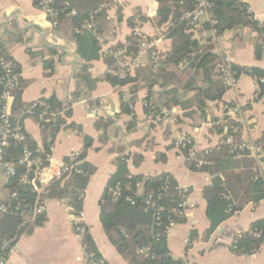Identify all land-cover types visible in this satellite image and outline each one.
<instances>
[{
    "label": "crops",
    "instance_id": "crops-1",
    "mask_svg": "<svg viewBox=\"0 0 264 264\" xmlns=\"http://www.w3.org/2000/svg\"><path fill=\"white\" fill-rule=\"evenodd\" d=\"M242 1L264 26V0ZM124 2L141 9L143 16L149 19L156 16L159 7L156 0H152V10L146 16L144 11L150 0H115L109 10L115 11L118 17V7ZM109 10L114 29L101 36L103 53L118 43L125 44L132 33L127 21L134 15L125 9L122 11L124 23H120ZM208 19V16L203 17L201 23ZM153 27L152 33L157 30ZM160 30L165 31L164 28ZM136 32L151 35L144 24L139 25ZM195 36L218 60L229 65L259 68L264 72V53L260 60L255 58V45L257 42L264 44V37L256 32L248 28L223 34L202 30L196 31ZM163 39L168 45L165 54L168 52L170 41L165 36L153 39L151 47L145 48V54L139 58L138 67L152 63V53L159 55ZM0 55L11 60L20 74L19 104H16V92L12 111L21 120L29 138L38 146L43 145L40 125L34 113H27V110L35 102L55 97L64 105L69 104L72 111L53 145L55 164L64 162L75 153L80 154L87 136L93 143L86 160L96 168L84 194L81 216L77 217L66 201H47L44 224L19 239L10 255L13 262L88 264L83 237L76 230L78 223L92 236L107 264H130L111 244L100 222L101 199L110 178L117 171L118 159L126 157L132 175L147 178L169 174L178 186L189 192L186 223L177 225L168 235V248L174 259L185 264H264V244L252 255H238L234 248L238 238L250 231L254 222L264 219V200L257 205H246L207 237L210 222L202 193L211 184L212 177L204 172L191 171L176 145L186 136L193 140L197 152L215 149L231 126L239 131L240 142L260 141L264 137V96L257 97L258 85L252 77H239L236 88L227 90L222 101L208 102L204 114L197 110L188 113L191 110L180 107L172 111L164 109L159 116L146 114V88H139L136 93L131 105L133 116L122 114L121 99L130 101L131 86L114 88L99 81L92 91H88V86L79 78L87 63L77 53L76 43L52 28L35 0H0ZM88 65L93 78L100 79L108 71L103 59ZM136 68L131 70V75L135 74ZM154 90L160 91L159 87ZM157 99L155 95L152 101L155 103ZM64 112L56 111L55 118L64 117ZM107 120L113 122L107 130L97 128L98 123L104 126ZM137 193H143L142 185ZM34 221L26 220L30 224Z\"/></svg>",
    "mask_w": 264,
    "mask_h": 264
},
{
    "label": "trees",
    "instance_id": "trees-1",
    "mask_svg": "<svg viewBox=\"0 0 264 264\" xmlns=\"http://www.w3.org/2000/svg\"><path fill=\"white\" fill-rule=\"evenodd\" d=\"M210 1L212 8L209 10V19L201 23L196 30L195 25L186 18V14L195 10L199 0H156L159 4L156 16L152 19L144 16L138 20L135 17L129 18L127 24L132 33L127 37L126 43H118L105 53L102 52L101 36L114 29L108 10L115 5V0H57L55 7L59 15L55 31L73 40L77 53L87 63L82 67L79 78L88 86V91H92L99 81L107 82L114 88L131 86L130 101L124 102L121 99L122 114L133 116L131 105L135 102L139 88L147 89L146 114L159 116L162 110L172 111L176 107L191 110L188 113H195L197 110L204 114L207 103L222 101L229 88L217 72V66L224 61L218 60L217 56L209 52L195 37V32L215 30L217 34H223L248 28L264 37V26L255 19L247 3L242 0ZM73 11L76 12L74 16L71 14ZM117 14L121 21L123 15L120 7ZM90 21L95 31L84 30L81 34L77 33L83 24ZM146 22H151L157 29L164 28L165 39L170 41L168 52L162 58H153L149 66L137 67L134 75L116 74L120 66L115 53L126 50L129 56L138 55L145 38L136 32V28ZM263 53L264 44L257 42L255 58L260 60ZM100 59H103L108 71L100 79L93 78L88 72V63ZM230 67L237 79L242 75L257 80L264 78V72L259 68H245L233 64ZM257 85V97H263L264 84L259 81ZM155 87H159L160 91L155 92ZM19 93L17 92L16 104H19ZM155 95L158 101L154 103L152 99ZM43 101L50 107V112L65 111L64 117L58 118H53L49 111L47 115L41 116L44 110L41 107L34 111V117L42 131V146L45 151H49L57 135L67 125L66 118L72 116V111L69 104L66 106L55 97ZM112 123L107 120L104 126L100 123L96 126L107 130ZM78 129L81 132V129ZM229 137H233L236 144L240 143L239 131L231 126L217 148L196 155V160H203L206 165L197 167L196 160L187 159V166L191 171L204 172L212 177L211 184L205 187L202 193L207 205V219L210 222L207 237L225 221L242 211L246 205H257L264 200V156L255 158L248 152L234 150V146L227 143ZM263 142L264 137L256 144ZM92 143L91 138L84 137L83 150L69 178L54 181L46 186L43 194L39 196L40 202L66 201L73 208L74 214L81 216L85 191L96 172L95 166L86 160ZM28 144L31 148L38 147L32 139H29ZM13 147L15 155H18L21 145ZM182 153L185 158L189 157L187 148L183 149ZM126 161V157L118 159L117 171L110 178L101 199L100 222L103 231L117 252L130 264H184L171 256L166 234L170 221L177 225L186 223V217L180 216L182 197L178 194V183L169 174L147 178L132 175ZM117 185H121L123 189L120 199H114L110 194V189ZM138 185L143 186L141 195L137 193ZM11 188L20 192L28 210L34 207L38 195L32 188L19 186L15 181L12 182ZM149 194L155 195L154 208L146 205ZM129 198L133 199L134 204L127 200ZM45 220V215H41L30 224L17 213L0 217V243L11 241L15 246L23 235L31 234L36 227L43 225ZM193 240L194 236L191 238V241ZM82 242L88 264L92 261L107 264L89 232ZM263 244L264 219L254 222L251 230L238 238L235 253L252 255ZM143 248L148 249V256L139 253Z\"/></svg>",
    "mask_w": 264,
    "mask_h": 264
},
{
    "label": "built area",
    "instance_id": "built-area-1",
    "mask_svg": "<svg viewBox=\"0 0 264 264\" xmlns=\"http://www.w3.org/2000/svg\"><path fill=\"white\" fill-rule=\"evenodd\" d=\"M38 8L46 15L52 28L55 30L58 25L59 12L55 7L57 0H35ZM212 8L210 0H199L195 10L186 14V18L191 21L192 25H195V29L198 30L203 17H207L209 10ZM250 10V8H249ZM73 16L76 12L71 13ZM216 24V22H214ZM84 30L95 31L93 23L87 22L77 30V33L81 34ZM152 44L147 45L143 42L138 55L135 57L129 56L126 50H121L115 53V58L119 63V72L121 76L126 73H130L135 67H138V60L141 58L146 50L145 48L151 47ZM152 57L156 59V54L152 53ZM217 72L221 74L225 85L229 89L236 88L238 79L232 71L230 65L226 62H222L217 66ZM256 83L260 81L264 84V78L255 79ZM20 86V74L17 72L15 65L8 58L0 55V174L3 175L7 183L2 185L3 191H0V217L7 214H20L25 220L36 219L43 215L46 209V202H40V195L43 194L46 186L50 185L54 181L66 180L72 173L75 162L79 154H73L68 161L62 163H56L53 159V153L55 148L50 147L49 151H45L43 146L37 148H31L29 146V136L23 126L21 120L17 118L12 111V102L15 94ZM43 108L42 115H47L50 107L44 101H38L32 104L27 110V113L33 114L37 108ZM50 115L56 117L55 112H50ZM228 144L234 146V150H240L242 152H248L255 158H261L264 156V142L262 144L240 142L235 143L233 137H229ZM20 144L21 150L18 155H15L14 147ZM177 147L182 151L188 149V160H196L197 152L193 140L189 137H182L176 142ZM206 165L203 160H196V166L202 167ZM15 181L17 185L22 187H30L33 192L38 195L36 204L30 210L24 204L25 200L22 199L18 190L11 188L12 182ZM141 185H138V187ZM178 194L181 195L182 200L180 203V216L186 217L187 201L189 197L188 190L177 187ZM122 186L117 185L115 188L110 189V194L114 199H120L122 197ZM132 204L133 199L129 198ZM146 205L150 208L156 206V200L154 194H149L146 198ZM159 220V217L157 218ZM77 224V231L84 237L87 234V230L84 226ZM160 224V223H159ZM173 221H170V225L166 229V234L169 235L171 230L176 227ZM15 246L11 244V241H3L0 243V264H17L10 259V255L13 252ZM236 249V242L234 245ZM140 254L148 256V249L143 248L139 251ZM91 264H97L92 261ZM185 264V263H184Z\"/></svg>",
    "mask_w": 264,
    "mask_h": 264
},
{
    "label": "rangeland",
    "instance_id": "rangeland-1",
    "mask_svg": "<svg viewBox=\"0 0 264 264\" xmlns=\"http://www.w3.org/2000/svg\"><path fill=\"white\" fill-rule=\"evenodd\" d=\"M145 1V0H144ZM117 5L119 6L120 4H118L117 3ZM122 6V7H121ZM120 7L122 8V11H124L125 9L127 10L126 12H128V13H131V14H133L134 15V17H135V19H139L141 16H143V11L141 10V9H138L137 7H130L129 6V3L128 2H124V4H122V5H120ZM114 9H116V8H114ZM151 10H152V0H150V2L149 3H147V7H146V10L144 11L145 12V15L147 16V15H149V13L151 12ZM110 11V10H109ZM111 13L110 14H112L114 17V19L117 21V18L118 17H116V12L114 11V12H112V10L110 11ZM123 13V12H122ZM123 16H124V14H123ZM120 23L121 22H123L124 23V17H123V19L121 20V21H119ZM144 25H146L147 26V30L149 31V32H151L150 34V36L149 35H146V36H144V38H145V40H144V42H146L147 43V45H149V44H151V42L153 41V39H162L163 37H164V31L163 30H160V29H157L156 30V32H154V33H152V25L149 23V22H146V23H144ZM154 28V27H153ZM121 33V35H122V32H120ZM148 36V37H147ZM196 37V36H195ZM151 41V42H150ZM167 42L166 41H164V39H163V44L161 45V50L159 51V55L158 54H156V59H157V55H158V59L159 58H162L164 55H165V52H166V49H167ZM7 183V180H6V178L3 176V175H1L0 174V191H3V187H1L2 185H5Z\"/></svg>",
    "mask_w": 264,
    "mask_h": 264
}]
</instances>
